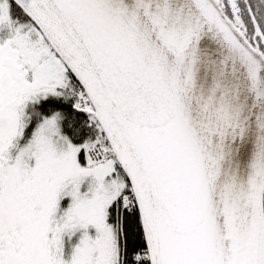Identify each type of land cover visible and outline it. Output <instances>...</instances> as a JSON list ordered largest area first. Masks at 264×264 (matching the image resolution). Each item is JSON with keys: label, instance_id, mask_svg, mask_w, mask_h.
Returning <instances> with one entry per match:
<instances>
[{"label": "snow or ice", "instance_id": "6c2138e0", "mask_svg": "<svg viewBox=\"0 0 264 264\" xmlns=\"http://www.w3.org/2000/svg\"><path fill=\"white\" fill-rule=\"evenodd\" d=\"M0 264H264V0H0Z\"/></svg>", "mask_w": 264, "mask_h": 264}]
</instances>
